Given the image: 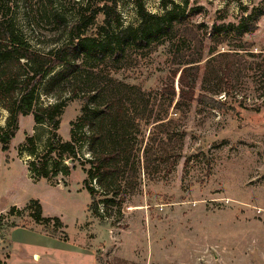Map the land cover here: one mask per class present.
I'll list each match as a JSON object with an SVG mask.
<instances>
[{
	"label": "rangeland",
	"instance_id": "rangeland-1",
	"mask_svg": "<svg viewBox=\"0 0 264 264\" xmlns=\"http://www.w3.org/2000/svg\"><path fill=\"white\" fill-rule=\"evenodd\" d=\"M171 1L174 6L164 7L162 0H142L151 14L173 11L185 24L207 31L205 57L209 47H216L251 53L247 55L251 63L261 60L264 0ZM85 2L0 0V20L33 50L46 52L57 39L66 38L65 27L77 19ZM118 12L125 27L138 24L133 0H120ZM246 20L257 26L255 31L245 32ZM174 51L175 42H165L149 54H132L131 66L107 72L146 91H158L174 67ZM50 101L42 95L39 103ZM81 108L80 100L68 102L57 132L63 142L71 140L70 123ZM8 117L0 107L1 127ZM181 127L185 132L181 159L170 171L154 176L141 170L137 191L127 196L121 219L114 225L115 213L113 220L93 216L86 175L78 161L65 162L69 176L32 179L27 139L34 138L37 154L42 155L52 132L46 125L35 124L32 115L20 117L9 151L4 153L0 146L2 263L10 253L5 232L21 227L41 230L74 247L87 245L96 253L97 264H116L117 260L127 264H264V73L251 70L227 95L206 92L199 83ZM31 200L39 201L43 217L58 218L63 227L54 221L36 224L25 211ZM19 237L20 232H11L9 239L13 242ZM16 249L17 261L32 259L31 249ZM76 254L73 262L81 257Z\"/></svg>",
	"mask_w": 264,
	"mask_h": 264
},
{
	"label": "trees",
	"instance_id": "trees-1",
	"mask_svg": "<svg viewBox=\"0 0 264 264\" xmlns=\"http://www.w3.org/2000/svg\"><path fill=\"white\" fill-rule=\"evenodd\" d=\"M119 1L86 0L77 19L65 27L66 38L57 39L46 52L33 50L0 20V107L9 114L6 126H0L1 150L9 151L20 117L32 115L35 124L52 132L42 155L37 154L34 138L27 139L32 179L69 176L65 162L78 161L86 175L93 216L108 220L115 213L114 225L127 196L137 191L141 170L154 176L170 171L181 159L185 134L181 123L198 84L206 92L227 95L251 70L264 73V55L251 63L247 59L251 53L209 47L205 57L207 31L185 24L173 11L151 14L142 0H133L138 24L125 27ZM162 3L174 6L171 0ZM256 28L246 20V33ZM165 42H175L174 67L160 90L146 91L107 72L131 66L132 54H149ZM42 95L53 102L40 104ZM76 100L82 103L80 115L70 123L71 140L63 142L57 132L68 102ZM25 211L38 225L54 221L63 227L60 219L43 217L37 200H31Z\"/></svg>",
	"mask_w": 264,
	"mask_h": 264
},
{
	"label": "crops",
	"instance_id": "crops-1",
	"mask_svg": "<svg viewBox=\"0 0 264 264\" xmlns=\"http://www.w3.org/2000/svg\"><path fill=\"white\" fill-rule=\"evenodd\" d=\"M11 232H20V237L11 242L9 239ZM5 233L7 243L10 245V253L3 263L1 260L4 257L0 254V264H97L96 253L89 250L87 245L82 248L74 247L68 241L31 228L15 227ZM17 245L25 252L31 249L32 259L30 257V261L27 259L24 263L21 260L17 261L18 257L15 255ZM76 253L81 256L78 259L79 262L78 260L73 262L71 259L73 254L77 255Z\"/></svg>",
	"mask_w": 264,
	"mask_h": 264
}]
</instances>
